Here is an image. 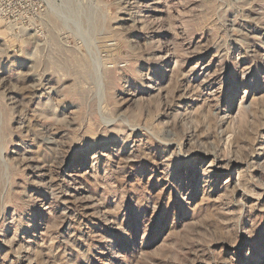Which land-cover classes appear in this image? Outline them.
Instances as JSON below:
<instances>
[{
	"label": "rangeland",
	"instance_id": "374dc122",
	"mask_svg": "<svg viewBox=\"0 0 264 264\" xmlns=\"http://www.w3.org/2000/svg\"><path fill=\"white\" fill-rule=\"evenodd\" d=\"M43 5L0 19V264H264V0Z\"/></svg>",
	"mask_w": 264,
	"mask_h": 264
},
{
	"label": "built area",
	"instance_id": "2783aa9c",
	"mask_svg": "<svg viewBox=\"0 0 264 264\" xmlns=\"http://www.w3.org/2000/svg\"><path fill=\"white\" fill-rule=\"evenodd\" d=\"M45 0H0V19L12 18H26L33 19L40 17L44 11ZM8 3H14L16 9L12 10ZM24 5V6H23ZM25 5L27 7L25 8Z\"/></svg>",
	"mask_w": 264,
	"mask_h": 264
},
{
	"label": "bare ground",
	"instance_id": "6f19581e",
	"mask_svg": "<svg viewBox=\"0 0 264 264\" xmlns=\"http://www.w3.org/2000/svg\"><path fill=\"white\" fill-rule=\"evenodd\" d=\"M54 11V10H53Z\"/></svg>",
	"mask_w": 264,
	"mask_h": 264
}]
</instances>
